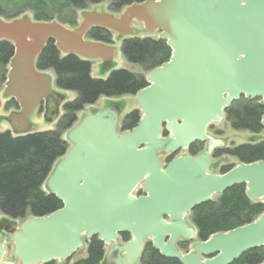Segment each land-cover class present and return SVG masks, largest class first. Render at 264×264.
<instances>
[{"label":"water","instance_id":"95a60500","mask_svg":"<svg viewBox=\"0 0 264 264\" xmlns=\"http://www.w3.org/2000/svg\"><path fill=\"white\" fill-rule=\"evenodd\" d=\"M135 24L157 32L171 49L134 95L137 124L119 127L122 108L113 102L84 114L64 133L69 147L45 180L46 191L62 206L5 230L0 264L68 260L92 236L109 246L102 264H138L148 242L180 264H230L264 247V211L247 224L195 241L186 253L176 245L198 238L187 220L192 208L235 184L245 185L249 200L264 204V160L216 173L212 150L220 140L207 134L240 97L259 98L264 105V0H143L118 15L84 11L74 27L0 17V41L13 46L3 90L17 105L5 117L11 132L30 133V118L40 105L55 94L64 98L51 88V74L35 66L50 40L64 55L111 65L114 42L92 40L87 33L102 28L118 38L132 37ZM261 125L264 131V114ZM195 142L206 148L161 161V155L187 151ZM122 233L130 235L125 242Z\"/></svg>","mask_w":264,"mask_h":264},{"label":"trees","instance_id":"16d2710c","mask_svg":"<svg viewBox=\"0 0 264 264\" xmlns=\"http://www.w3.org/2000/svg\"><path fill=\"white\" fill-rule=\"evenodd\" d=\"M105 0H64L57 9H83L87 3H100ZM112 11H121L125 6L143 0H110ZM18 2L13 8L17 18L27 8L34 10V20H57L71 27L77 25L75 18L69 20L60 16L54 19V12L45 5L46 0H10L9 6ZM11 6V7H12ZM3 9L0 7V17ZM87 37L104 43L111 42V32L102 28H92ZM125 59L133 64L142 65L152 70L167 61L171 54L165 40L151 37H129L121 44ZM13 52L10 42L0 41V66H6ZM91 62L74 54L62 55L50 40L44 50L37 56L35 66L39 70H52L57 88L73 91L76 97L63 105L64 114L57 120L54 129L32 131L25 135L15 136L9 130L0 132V212L13 219H25L29 216H42L59 209L62 202L53 194L43 190L45 180L54 163L67 151L69 144L63 134L76 121V113L86 105L94 104L99 97H118L134 95L139 89L147 86L145 77L125 69H112L113 65H103V71L110 70L105 79L93 78L90 75ZM4 81V77L0 82ZM264 105L259 98L240 97L225 109V119L234 130L249 131L259 135L263 131L261 117ZM140 114L132 110L122 121V128H133ZM195 144L189 151L195 153ZM228 153L239 162L250 163L264 160V137L259 136L252 142L239 144ZM169 160V159H168ZM233 165L221 167V173ZM264 211L260 201L249 200L244 184H235L225 190L216 199L198 204L192 208L189 219L196 226L198 239L206 240L216 232H225L253 221ZM128 233H122L123 241L129 239ZM104 256V245L96 236L87 242L86 256L71 264H100ZM264 261V247H257L244 252L230 264H261ZM45 264H56L54 261ZM140 264H180L176 259L163 257L151 243H146L140 258Z\"/></svg>","mask_w":264,"mask_h":264},{"label":"rangeland","instance_id":"374dc122","mask_svg":"<svg viewBox=\"0 0 264 264\" xmlns=\"http://www.w3.org/2000/svg\"><path fill=\"white\" fill-rule=\"evenodd\" d=\"M7 1H10V0H0V7L3 9L2 18L6 19V20L10 19L9 17H11L13 14L14 15L17 14L16 13L17 9L13 8L12 5L15 6L18 3V2H15L9 6ZM13 1H16V0H13ZM63 1L64 0H46L47 5H45V7L49 8L51 10L50 12H54L56 10L53 14L54 19H57V17L61 15L60 17L62 19H65V20L75 18V20L78 24L79 21L81 20V14L84 11H89V10L99 11V12L103 11V12L111 13L114 15H118L121 12V11H117V12L112 11L110 9L111 1L105 0V1L100 2V3H87L83 9H75V10L71 9L70 10V9L61 7V9L63 8V10L61 11L60 15H58L56 13L57 9L60 8V3L62 4ZM34 12L35 11L32 10L31 8H27L23 12L19 13V15L17 17L27 16L31 19H34ZM65 25L70 27L69 23H65ZM134 26L137 29V36L138 37H140V38L151 37V38H155V39L158 38L157 32L147 34L143 30V28L140 24H135ZM111 40L114 41V46L116 48V54H115V57L113 60V63L115 64L114 69H125V70H128V71L136 73V74H141L146 79L150 70L144 69L142 65L130 63L125 59V57L123 56L122 51H121V39L117 38L116 34L111 33ZM7 68H8V65L3 66V67L0 66V81H1L2 77H4V79H5ZM47 72L49 74H52L51 87L54 90L61 92L62 95L65 96L66 100L63 103H61V105H59V110H58L59 113L58 114H54V115L47 114V115H45L43 108L39 107V109L30 118L31 124H32L31 131H34V132L54 129L57 120L62 116V114H64L63 104L76 97V94L73 91H65V90L62 91V90L58 89L55 86V81H54L55 77H54L53 71L47 70ZM109 72H110V70L107 72L103 71V63L101 61H99V60L92 61L91 72H90L91 77L98 78V79H105L108 77ZM3 90H4V81L0 82V132L8 130L10 128L8 123L5 120V117L8 116L10 112L15 110L14 108H12L9 105V103H8L9 99L3 96ZM60 101H61V98H60ZM113 102H117V104L121 108L123 107V110L121 113V118H120V125H119V126H122L121 121L123 120L124 116L127 113H129L130 111H132L133 109L137 108V103H136V100L134 98V95H122V96H118V97L101 96L98 98V100L94 104L86 105V106H84V108L82 110H80L76 113V121H75L74 125L81 119V117L84 114L89 113L95 107H106L108 105H111ZM207 134L209 136L213 137L214 139L220 140V142L225 143L224 147L222 148V151L219 152V153L223 152L221 154V156H219L220 154L218 153L219 155H215L216 158H213V160L217 164L216 168L213 171H215L216 173H221V167L227 166V165H237L239 163V161L234 156H232L228 153V150L232 149L233 147H235L239 144L252 142L253 140H256L257 138H259V136H263V131L259 135H254V134L250 133L249 131L234 130L230 126L229 122L226 121L225 116H224L222 121H220L218 123H212L209 125L208 130H207ZM160 158H161V161L163 163L167 162L166 156L161 155ZM43 190L46 191L44 186H43ZM139 190L140 189H137V193H139ZM217 197L218 196L215 195L213 199H216ZM22 221H23V219H13V218H10L9 216L4 215L3 213L0 212V239L2 238L3 232L5 230L9 229L13 225L19 226ZM194 241H196V239H193L191 241V244L188 246H185V248L190 249V247ZM181 248H182V251H187V250H183V249H185V248H183V246ZM108 249H109V246H104V255L106 254ZM7 250H8V253L6 255V260L11 259V257H10L11 251H12V245L11 244H9V245L7 244ZM86 250H87V243L84 244L78 251H76L75 254L70 259L64 260V261H56L55 263L56 264H71L74 261H76L77 259L85 257L86 256ZM102 261H103V259H102ZM102 261L100 264H102Z\"/></svg>","mask_w":264,"mask_h":264},{"label":"flooded vegetation","instance_id":"af4514ba","mask_svg":"<svg viewBox=\"0 0 264 264\" xmlns=\"http://www.w3.org/2000/svg\"><path fill=\"white\" fill-rule=\"evenodd\" d=\"M60 95H58V94H55V95H53L52 96V98L51 99H49L48 101H47V103H43L40 107H42L43 108V111H44V114L45 115H47V114H50V115H54V114H58V108H59V105H61V101H60ZM9 105L12 107V108H14L15 110L17 109V105H16V103L12 100V99H9ZM123 121V120H122ZM122 121H121V125H122ZM122 127V126H121ZM193 144H195V150H196V152L195 153H192V152H190L189 151V149L187 150V151H176V152H173V153H171V154H169V155H167L166 157H167V161H170L173 157H175V156H178V155H181V154H184V153H186V154H188V155H191V156H194V155H196V154H198L199 152H201L203 149H205L206 148V143L204 142H195V143H193ZM192 145V144H191ZM190 145V146H191ZM224 145H225V143L223 142H219L218 143V146L216 145L214 148H213V150H212V156H213V158H216L215 157V155H219V156H221V154L223 153H219V152H221L222 151V148L224 147ZM190 148V147H189ZM219 153V154H218ZM218 156V157H219ZM169 159V160H168ZM139 194H142V191L141 190H139ZM191 212V211H190ZM189 222V221H188ZM190 224V223H189ZM191 241L192 240H179V241H177V243H176V245H177V247H178V249L181 251V252H187V251H189L190 249H191V247H192V245H191V247H190V249H186L185 248V246H188V245H190L191 244ZM183 246V248H185V249H183V250H187V251H182V247ZM115 254H116V252H113L112 253V255H111V257H113V256H115Z\"/></svg>","mask_w":264,"mask_h":264}]
</instances>
